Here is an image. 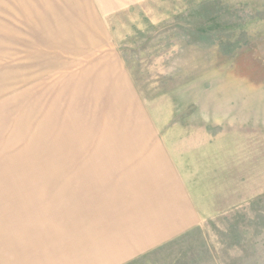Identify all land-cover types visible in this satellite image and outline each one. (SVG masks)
Instances as JSON below:
<instances>
[{"label":"rangeland","instance_id":"374dc122","mask_svg":"<svg viewBox=\"0 0 264 264\" xmlns=\"http://www.w3.org/2000/svg\"><path fill=\"white\" fill-rule=\"evenodd\" d=\"M8 264H264V0H0Z\"/></svg>","mask_w":264,"mask_h":264},{"label":"crops","instance_id":"0c3cea01","mask_svg":"<svg viewBox=\"0 0 264 264\" xmlns=\"http://www.w3.org/2000/svg\"><path fill=\"white\" fill-rule=\"evenodd\" d=\"M0 264H8V263H6V262L3 260V258H1V254H0Z\"/></svg>","mask_w":264,"mask_h":264}]
</instances>
